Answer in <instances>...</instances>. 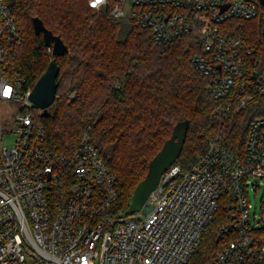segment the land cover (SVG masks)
<instances>
[{"label":"built area","instance_id":"2783aa9c","mask_svg":"<svg viewBox=\"0 0 264 264\" xmlns=\"http://www.w3.org/2000/svg\"><path fill=\"white\" fill-rule=\"evenodd\" d=\"M95 10L135 20L160 45L198 36L192 58L209 80L221 121L264 96V50L231 21L262 24V0H89ZM23 37L0 0V264H188L218 210L221 251L211 264H264V235L248 189L264 179V116L252 121L243 151L218 136L189 170L174 164L144 207L125 218L114 175L85 134L72 154L46 146L35 122L32 88L21 64ZM16 135L15 145L4 143Z\"/></svg>","mask_w":264,"mask_h":264},{"label":"trees","instance_id":"16d2710c","mask_svg":"<svg viewBox=\"0 0 264 264\" xmlns=\"http://www.w3.org/2000/svg\"><path fill=\"white\" fill-rule=\"evenodd\" d=\"M23 37L21 64L33 89L56 59L58 90L49 114L35 112L47 148L72 154L85 134L98 149L116 180L120 197L116 213L129 208L149 163L174 133H186L175 162L189 171L218 136H226L235 151H243L253 120L264 116V96L221 121L214 117L217 101L208 92L209 80L196 70L192 58L198 36L186 35L158 44L149 29L135 20L114 18L95 10L89 0H5ZM60 36L68 47L55 57L37 35L33 19ZM232 32L242 33L260 47L262 24L234 20ZM231 197L225 194L201 243L188 264H211L221 251L220 227L227 221ZM264 235V228L260 230Z\"/></svg>","mask_w":264,"mask_h":264},{"label":"water","instance_id":"95a60500","mask_svg":"<svg viewBox=\"0 0 264 264\" xmlns=\"http://www.w3.org/2000/svg\"><path fill=\"white\" fill-rule=\"evenodd\" d=\"M264 4V0H262ZM33 28L37 35H43L45 45L52 49L55 57H62L68 52V47L60 36L49 30L39 18L33 19ZM264 36V30H263ZM60 67L53 59L47 70L40 76L34 85L29 99L36 108L42 111L43 116L49 114V108L54 104L57 96ZM186 141V133H174L168 139L162 149L154 156L149 163V170L146 177L137 185L131 198L129 208L120 217L125 218L140 211L146 204L150 194L157 188L161 177L175 164L180 157Z\"/></svg>","mask_w":264,"mask_h":264},{"label":"rangeland","instance_id":"374dc122","mask_svg":"<svg viewBox=\"0 0 264 264\" xmlns=\"http://www.w3.org/2000/svg\"><path fill=\"white\" fill-rule=\"evenodd\" d=\"M258 23V21H256ZM35 112L42 114L39 108L34 109ZM16 135L6 134L4 137V143L8 147H13L15 145ZM249 198L252 205V212L256 213L259 217L258 225L264 228V179H259L257 181V186H250L248 189Z\"/></svg>","mask_w":264,"mask_h":264}]
</instances>
